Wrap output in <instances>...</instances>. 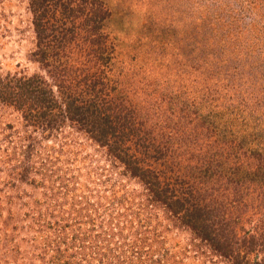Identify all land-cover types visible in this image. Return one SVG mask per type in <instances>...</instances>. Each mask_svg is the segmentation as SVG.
I'll use <instances>...</instances> for the list:
<instances>
[{
  "label": "rangeland",
  "instance_id": "obj_1",
  "mask_svg": "<svg viewBox=\"0 0 264 264\" xmlns=\"http://www.w3.org/2000/svg\"><path fill=\"white\" fill-rule=\"evenodd\" d=\"M0 264H264V0H0Z\"/></svg>",
  "mask_w": 264,
  "mask_h": 264
}]
</instances>
